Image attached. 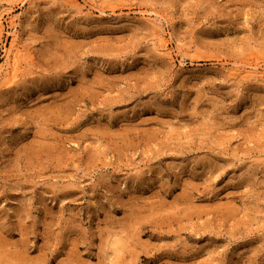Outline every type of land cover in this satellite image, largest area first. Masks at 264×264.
Returning a JSON list of instances; mask_svg holds the SVG:
<instances>
[{"label": "rangeland", "instance_id": "374dc122", "mask_svg": "<svg viewBox=\"0 0 264 264\" xmlns=\"http://www.w3.org/2000/svg\"><path fill=\"white\" fill-rule=\"evenodd\" d=\"M0 264H264V0H0Z\"/></svg>", "mask_w": 264, "mask_h": 264}, {"label": "bare ground", "instance_id": "6f19581e", "mask_svg": "<svg viewBox=\"0 0 264 264\" xmlns=\"http://www.w3.org/2000/svg\"><path fill=\"white\" fill-rule=\"evenodd\" d=\"M13 23H14V22H13ZM15 24H16V23H15ZM12 27H14V24L12 25ZM158 42H159L158 44H159L160 47L163 48V47L165 46V41L162 40L161 38H158ZM254 72H255V71H253V70H251V71H247L246 74H245L244 76L246 77L247 75H250L251 73H254ZM259 74H260L259 76L262 77L263 74H262V73H259ZM14 76H15V73H14L13 77H14ZM9 80L11 81L12 79L9 78Z\"/></svg>", "mask_w": 264, "mask_h": 264}]
</instances>
